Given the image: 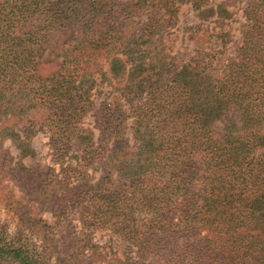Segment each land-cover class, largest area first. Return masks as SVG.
Returning a JSON list of instances; mask_svg holds the SVG:
<instances>
[{
    "label": "trees",
    "instance_id": "1",
    "mask_svg": "<svg viewBox=\"0 0 264 264\" xmlns=\"http://www.w3.org/2000/svg\"><path fill=\"white\" fill-rule=\"evenodd\" d=\"M210 3L0 0V184L11 179L57 229L76 218L86 237L58 253L57 229L20 205L12 229L0 222V264H123L120 243L134 264H264V0ZM241 4L225 64L211 49L185 58L166 45L181 7L211 18L213 28L189 29L199 43L225 41ZM97 82L111 93L94 107L93 140L81 125ZM39 128L58 171L10 164L1 150L11 140L20 159L33 156ZM102 228L123 242L92 244Z\"/></svg>",
    "mask_w": 264,
    "mask_h": 264
},
{
    "label": "rangeland",
    "instance_id": "2",
    "mask_svg": "<svg viewBox=\"0 0 264 264\" xmlns=\"http://www.w3.org/2000/svg\"><path fill=\"white\" fill-rule=\"evenodd\" d=\"M220 2V0H211L209 7H214ZM242 7L243 4L231 7L230 11H232V17L229 20H226L224 26L222 27L223 31H226L229 35L225 38V41H221L217 34H209L208 38L202 36L201 41L199 43H195V39L188 40L191 33L189 29L194 26L199 27H208L213 28L214 24L211 18H207L200 12H195L189 6H183L179 9L177 21L173 28L170 27L166 37L164 38L166 41V45H169L170 51L172 46V53L176 55L183 54L185 58H188L192 55L193 49L196 47L204 48L209 51L210 49L216 52H220L221 62L225 64V59L231 57V53L233 49L240 42V29L241 25L244 22L242 17ZM219 31L217 29L216 33ZM201 35V34H200ZM199 37V35L197 36ZM225 42V45L223 44ZM224 45V46H223ZM99 81V79H98ZM95 85L90 93V102H91V111L85 115L82 120L81 127L90 129L93 132V140L97 138L98 131L94 127V120L92 113L94 111V107L99 106V103L109 98L111 93V88L106 85ZM223 128L222 124H218L216 131L221 132ZM131 120L127 121L124 137L128 140L131 139ZM30 147L32 148L34 155L26 156L22 159L19 158V151L17 149L16 144H14L11 140H5L1 143V150H7L13 159L12 163L14 164L17 161H20L21 164L25 167H51L56 171L59 170L58 166L52 162L49 145H48V133L45 128H39L32 136L29 142ZM73 155V153H72ZM71 155V156H72ZM70 155L68 156V158ZM67 159V158H66ZM69 160V159H68ZM70 163H74V160H70ZM95 168L97 170L93 172L92 170L88 171L87 181L89 183H94L101 175L102 166L96 165ZM2 176V174H0ZM28 199L25 196L24 192L21 188L17 187L16 184L11 181V179L7 177H3V180L0 184V222L6 223L12 229L18 222V217L20 212H22V206L27 210L31 211L33 216L37 214L38 218H41L42 221L48 226L51 227L52 230L57 229L56 225H53L55 218L52 214L46 210L33 211L32 203L27 202ZM20 205L21 209H20ZM34 212V213H33ZM77 217V216H76ZM147 215L142 213L139 216V219H147ZM62 226L60 229H57L53 234H48V238L51 241H54L57 244V252H61V248L63 247V242H68L69 240L73 241L74 239L81 240L84 242L86 237L81 236V225L76 218L66 220L61 223ZM49 231V232H52ZM91 241L92 244L100 246H106L109 243H120L122 240L118 239L116 236L112 237L111 232L106 230L105 228L92 230L90 229L89 237L87 238ZM127 243H120L118 245L119 253H124L119 255L123 264H134L136 262L135 254L130 252L126 248Z\"/></svg>",
    "mask_w": 264,
    "mask_h": 264
}]
</instances>
